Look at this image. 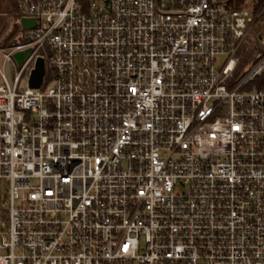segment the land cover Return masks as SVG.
Returning a JSON list of instances; mask_svg holds the SVG:
<instances>
[{
    "label": "built area",
    "instance_id": "2783aa9c",
    "mask_svg": "<svg viewBox=\"0 0 264 264\" xmlns=\"http://www.w3.org/2000/svg\"><path fill=\"white\" fill-rule=\"evenodd\" d=\"M11 1L34 23L0 45V264H264V53L231 80L257 15Z\"/></svg>",
    "mask_w": 264,
    "mask_h": 264
},
{
    "label": "rangeland",
    "instance_id": "374dc122",
    "mask_svg": "<svg viewBox=\"0 0 264 264\" xmlns=\"http://www.w3.org/2000/svg\"><path fill=\"white\" fill-rule=\"evenodd\" d=\"M5 6V7H4ZM246 8V6H244ZM6 8V11L4 10ZM7 4L0 0V45L3 47L24 41L17 16L10 10ZM252 24L248 28L246 35L237 48L234 56L236 64L231 72V80L237 77L241 71L254 60V55L264 53V6L256 14ZM12 32V34H11ZM11 34V35H10ZM226 58L217 56L215 63L219 68ZM4 183H0V209L4 203ZM6 218L5 210L1 211L0 221Z\"/></svg>",
    "mask_w": 264,
    "mask_h": 264
},
{
    "label": "water",
    "instance_id": "95a60500",
    "mask_svg": "<svg viewBox=\"0 0 264 264\" xmlns=\"http://www.w3.org/2000/svg\"><path fill=\"white\" fill-rule=\"evenodd\" d=\"M34 23L33 20L21 18L19 20V27L20 28H29ZM29 48L24 50L18 51L13 54V58L16 60L17 63L21 61V59L29 52ZM44 74V62L41 57H36L33 68L29 71L28 78H27V86L29 88H38L42 82Z\"/></svg>",
    "mask_w": 264,
    "mask_h": 264
},
{
    "label": "trees",
    "instance_id": "16d2710c",
    "mask_svg": "<svg viewBox=\"0 0 264 264\" xmlns=\"http://www.w3.org/2000/svg\"><path fill=\"white\" fill-rule=\"evenodd\" d=\"M233 5L235 7L246 6L250 12L257 14L258 11L264 6V0H234ZM254 83H256V86H260L264 83V72L262 76Z\"/></svg>",
    "mask_w": 264,
    "mask_h": 264
},
{
    "label": "crops",
    "instance_id": "0c3cea01",
    "mask_svg": "<svg viewBox=\"0 0 264 264\" xmlns=\"http://www.w3.org/2000/svg\"><path fill=\"white\" fill-rule=\"evenodd\" d=\"M1 1L3 2L4 5L5 4L8 5V7H9L8 11H10V10L13 11V6H12V1L11 0H1ZM4 10L6 11V8Z\"/></svg>",
    "mask_w": 264,
    "mask_h": 264
}]
</instances>
